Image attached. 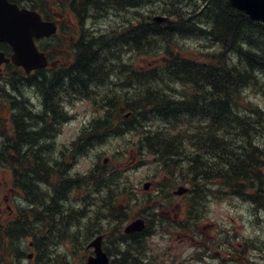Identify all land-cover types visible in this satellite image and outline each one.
I'll return each mask as SVG.
<instances>
[{
    "label": "trees",
    "instance_id": "obj_1",
    "mask_svg": "<svg viewBox=\"0 0 264 264\" xmlns=\"http://www.w3.org/2000/svg\"><path fill=\"white\" fill-rule=\"evenodd\" d=\"M11 1L18 5H28L36 11L39 10L38 5H35V0ZM74 1V9L77 18L79 21H85L84 19L87 17L88 13L100 10L98 8L103 3L107 2L105 5L108 4L107 8L110 10L114 9V5L119 6L124 2L130 4L132 1L136 0ZM139 1H141V5H152L149 8V12L152 9V12H154V10L159 13L165 12V15H169L171 12L177 13L182 5L185 4L184 0ZM187 8L189 11L187 14H183V17L186 20L188 19L187 21L189 24L185 32L179 34L178 37H174L175 34L168 32H159L163 30L162 28L164 27L174 25L170 22H166L164 25H138L132 29L141 27L140 29L146 32L143 33V36L138 33L131 37L129 33H125L120 35L118 40H114V38L111 37L97 36L96 38L93 37L90 32L85 31L81 38L74 44L72 53L74 61L71 66L58 70L59 73L52 74L50 77H45L44 74H42L44 71L49 73L50 70L48 69L38 72L39 74L41 73L39 78L41 82L38 81L37 87L38 92H40L42 96V103L44 104L43 112H45L44 115L52 116L51 118L47 116L44 123L46 124V128H53L54 125L60 123V121H65L66 117L62 114H60L61 116L59 115V110L61 112L62 108L59 102L65 101L72 104L76 99H91L98 108L100 116L89 121L78 135V139L75 143L81 155L88 154L92 148L97 149V147H101L109 142L108 140L110 139L119 138L123 140L127 134H134L138 137L137 148L139 150V155L140 153L150 154L155 158L169 159L172 158L171 156L184 157L185 155H190L189 153H192V155L202 154V156H205L204 158L196 159L202 161V164L193 167V170H197L195 175H193L194 182H200V184L202 183V185L206 186L208 183L212 182V180H216L222 183L223 186H225L224 188L227 187L226 190H228L230 196L235 195L237 198L248 200L254 207H264V107L253 103L248 94L252 93L260 97L264 106V65H261L264 62L257 61L256 63L252 60L251 63L248 64L244 54L245 51L249 52V48H253L252 50L259 49V53L262 54L264 58V26L261 23L259 24L251 21L242 12L234 10L227 0H190L188 1ZM101 9H103V7ZM203 21H205V23ZM190 23L192 25H190ZM199 23H202V25L204 24L206 27L208 25L205 24L210 23L212 33L207 32L203 37L211 41L210 44L213 46L214 50H209L213 49L212 46L204 45L207 49L198 50L197 53L191 52L189 57H185L183 48H181L179 43L184 41L183 38H190L195 28H199ZM202 25L200 24V26ZM225 34L232 35L235 44L244 39L243 41H245L247 45L242 44L239 45V47H234L233 43L229 41L221 44L217 37ZM196 36L197 35L193 36V38L195 39ZM159 38L165 40V42L161 45L158 44L157 47L156 39ZM249 40H252V44H250ZM219 44L220 46H218ZM248 44L250 45L248 46ZM43 48H45V46H43ZM3 49L7 50L5 47ZM125 49L131 50L132 52L134 51L139 55L153 54L154 57L162 55L163 59L159 62V65L155 66L153 69L135 71L130 69L129 65H125L122 62L121 64L119 63V53H124ZM118 50L119 52L113 53ZM108 65H111L110 70H107V67H109ZM112 66L116 67L114 72H110L113 69ZM92 68L101 70L102 75L97 79L87 82L85 86L83 85V81L78 84L74 82V84L71 85L72 77L87 78V76H90L88 71ZM78 72L79 74H77ZM109 72L110 74L119 73L123 77L126 76L128 82L133 81L130 88L123 86L124 84L122 85L128 88L129 93L123 92L124 88L120 91L108 88L109 78H105V76ZM122 72H126L127 74L125 75ZM11 74L12 76L15 75L13 73ZM103 78L107 81H104ZM135 84H137V86L132 87ZM162 84H166V86L161 87ZM101 88H106L108 93L104 95L99 93V89ZM92 90L97 92L99 98H90L94 93ZM174 93L180 95V99L173 97L172 95ZM164 94L165 97L163 96ZM19 105L20 110H23V106L21 104ZM49 107H53L51 108L52 110H47ZM125 111L130 113L128 118L122 115ZM248 111L251 115L247 113ZM252 114H254L255 117ZM206 122L208 124L205 130H203L202 125ZM176 128L177 131L175 134H170L171 130ZM184 133H187L185 136L186 138L183 137ZM191 133H195L191 136L192 138L189 137ZM39 134L40 133L31 134L32 137L29 138L31 140L29 147L31 145L37 146L33 143L45 139ZM172 141L176 142L178 146H175L174 149H170V152H168V145H172ZM20 142L21 140L15 146L11 143V146L4 145L1 147L0 144V148H3L5 152V159H0V166L10 169L12 175L14 165L16 164L15 161L19 160L21 157V155L18 157L17 154L19 148L21 145H25ZM204 143H206V145ZM43 145L44 147L50 146L48 144ZM143 149L147 150L144 151ZM12 150H16L14 153L15 157L12 156ZM207 153L209 156L206 158L205 154ZM29 154H31V158H33L31 160V167L28 168L30 164L28 160L24 159L23 162L19 161V176H17V180H19V184L23 186V190L26 194L28 191L22 182L24 180L25 182L29 181V183L34 182L33 176L35 174H33V172L37 170L38 164V162H36V154H34L33 151ZM52 155H54L53 151L48 147L46 159H48L47 164H49L45 165V182L49 179V185H51L54 190H56L57 187H59L57 185L61 183L60 188H66L67 194L70 191L76 190L72 185V181H77L78 187H80V185L84 187H93L92 190L97 192L93 203L95 215L94 212H92L94 217L92 216L91 218V220L94 219V224L92 227L86 228L87 237L91 238L95 233H98L99 227L102 229L104 228V232L107 233L106 242H110L112 238H115L117 242L114 243V245L111 244L110 250L113 252H107L113 258L117 255L118 259L115 262L113 260V264H134V260L131 259L134 245L136 244L139 249L138 252L142 254L141 249L144 248L143 238L146 236L144 233H140L135 236L129 235L126 237L122 233L123 229L121 228L123 224L130 218L129 206L123 203V201H120V198H123L125 195L123 177H121L115 169L113 170L96 163L88 174L72 180L69 176L67 177L68 173L66 170L69 164H66L64 161L62 162V160L54 161L53 157L50 158ZM73 156H71L70 159H72ZM15 158L17 159L15 160ZM195 162L196 161H193L192 165H195ZM51 163L52 165L54 164L53 167ZM53 169H56V171ZM23 173L25 174V178L21 180ZM54 175H56V183L52 184L51 177ZM196 175H198V177ZM58 176H60L59 181H57ZM103 185L107 187V191L104 195L99 193ZM12 186H14V175L12 178ZM47 194L48 192H46V196ZM245 194L246 196H244ZM206 196L207 194L202 190L200 193H197V195H191V199L187 202L188 211L198 212L202 210V200H204ZM165 197L166 196H164V198L160 197V202L165 203ZM258 197L261 200L260 202L256 200ZM53 198L54 197L49 200H53ZM64 213H58V218L52 219L47 214L44 216V212L40 211L39 216H43L42 220L44 222L42 223V220L40 221L39 218H37L38 225L34 228L36 224L33 225L25 220L31 218L30 216H22V218H20L16 212V216L9 223L3 225L2 228L0 227V234L2 235L0 236V250L3 248L2 244L6 245L2 251L10 252L20 249V241H24L26 237L34 238L35 242L42 238L44 239L43 241L52 240L53 236L58 234L55 233L52 235L50 224L52 220H56L58 222L57 225L60 227L66 220ZM103 219H105V221L101 224V220ZM66 222V224L70 222L72 224V221L69 222L67 220ZM105 223L108 224L109 228ZM26 226L29 228L27 229L28 231L25 229L20 231ZM73 228L74 225L71 226L69 233L65 232L66 229L64 231V236L68 240L72 239V241L75 240L78 234V232L71 231ZM38 241L34 244L40 249ZM54 241L56 242L55 244H57V242H62V239L59 237ZM85 241L86 240H84V242Z\"/></svg>",
    "mask_w": 264,
    "mask_h": 264
},
{
    "label": "rangeland",
    "instance_id": "obj_2",
    "mask_svg": "<svg viewBox=\"0 0 264 264\" xmlns=\"http://www.w3.org/2000/svg\"><path fill=\"white\" fill-rule=\"evenodd\" d=\"M69 1L70 0H48L49 4L52 7L51 10H53V13L57 14L55 16V20H57L59 26H61V24H64L71 30L74 29L73 31H67V33H69L70 36L72 37H78L79 32H77L74 18L70 16L68 9L65 6ZM57 3H59L60 5L59 7L56 6ZM61 4L64 5L62 10L60 9ZM151 6L143 7V12L141 13L138 12L137 14H134L133 11H131L130 17L132 16L131 19H134L133 23L137 24L138 21L146 22L147 19H144V17L148 15L149 13L148 10ZM116 10L120 11L119 14L116 12ZM109 12L110 13L106 14V16L101 21L96 19V21L91 20V21H87L88 23L86 22V25H89V27L87 26V28L92 29V26L95 27L97 34L91 33L94 37H97V35L99 34V31H98L99 28L101 29L106 28L112 23V21H114L115 15H117L116 16L117 19L119 16L122 17L123 20L127 18L126 15L123 12H121L120 7L118 9H114ZM92 14L93 13H91V15ZM126 25H124V28H127ZM91 32L94 33V31H91ZM120 32L122 31L120 30ZM100 34H105V33H100ZM62 36L63 34L59 38L57 37L56 40H60ZM67 40L70 41V39H67ZM67 40H65L64 44L63 43L61 44L62 49H56V50L52 49V53H56L57 55L63 56L62 59H58L59 61L58 66H63L66 64L67 61H69L68 58L70 56L67 54H71V51L69 49L70 45L68 44ZM50 41H53V40H50ZM192 41H195V40L191 39V40H184L180 42V46L184 48L186 51H188V53L184 54L185 57H189L191 52L197 53L198 50H203L204 44L211 45V44H208L207 42L206 43L202 42L198 44V42L195 41L194 43ZM117 52L118 51H115L113 53H117ZM119 54L121 55V53ZM134 55L135 53H129L127 57H128V60L133 59L131 62L132 63L131 68H133L135 65L136 70H139V71H143L145 70V68L153 69L155 66L159 65V61L161 58V55L156 56V57L152 56L151 54L149 55L137 54L135 56ZM107 68H106L107 70H110L111 65ZM112 68L113 69L110 72L112 71L114 72V70H116V67L112 66ZM110 72L106 74L105 78H109ZM122 73L125 75L127 74L126 72H122ZM104 81H107V80L104 79ZM108 81H109L107 85L108 88L116 89L117 91H120L121 89L124 88L123 92L125 93H129L128 88H130V86L133 84V81L128 82V79H126V76L123 77L119 73L113 74V76L110 77ZM122 84L126 85L128 88L123 87ZM134 86H137V84L133 85L132 87ZM162 86H166V84H162L161 87ZM99 93L104 95L108 93V90L106 88H101L99 89ZM248 94L250 95L251 101L261 105L262 99L260 97L252 93H248ZM95 96L98 97V94H95ZM0 97H1V94H0ZM3 104L4 102L0 99V114L1 115H3L5 111V109L1 108ZM65 110L67 112V115L72 117V120L71 121L69 120L64 125V127L61 126L60 134L59 136L55 138V140H51V139L49 140V141H52V143L50 142L49 145L52 148L50 150L53 151L54 155L57 152L56 150H54V144L56 143L58 149H61V150L64 148L70 147L72 141L75 139L76 134H78L79 129H81L83 125L87 124L94 117V115L97 114L98 108L95 109L94 106H92L89 102L87 103L85 101H77L76 104L72 106V108H65ZM125 113H128V112L125 111L122 115H124ZM4 121L5 120H3L2 122ZM44 134H43V137L45 138L44 140H47L48 136L50 135V132H48L45 135ZM39 135H42V134L40 133ZM125 140L127 141L130 140V142L134 141V143L131 145V148L133 149L137 148V140H138L137 135H134V138H131L130 136H128V138H125ZM120 146H122V140L113 139L111 143L107 142L106 144H104V146L97 147V149H94L88 152V154H86L84 157H78L73 166L72 173L78 174V175L85 173L88 169L91 168V165L93 163L98 161L96 156L99 153L104 152L106 154L104 156H108L110 158L111 160L110 165L112 166V168L115 167V169H118L119 171H121L124 175V179L125 180L127 179L130 182L131 187H135L138 192L141 191L142 183L145 181H149L151 179L154 181V183L159 182L158 178H161V177L157 176V179L148 178V174L150 172L148 166L140 164L137 167L138 169L136 170V168H134V166L132 165V163L135 162L134 156L136 155L133 154L131 148H128L127 151L121 155L120 154L121 150L119 151L117 150V148H119ZM125 154H127L128 157L130 156V158L133 159L131 163L128 162V158L124 159L123 156ZM104 156H102V158H104ZM102 158L100 159L101 160L100 163L102 162ZM146 159L149 160L152 158L149 156V157H146ZM37 161L38 163L44 164L48 162V159H46V156H44V154H41L40 158H37ZM110 162H108L107 164H109ZM149 163L150 161L148 162V164ZM158 173L163 174V170L161 172L158 171ZM9 180H10V175L8 171L0 170V222L2 223L10 219L11 216L15 214L13 213L11 214V216L7 215V210H5L6 206H9V205L10 206L12 205L13 207L17 206L15 194L10 192ZM45 183L49 184V179H47ZM92 188L93 187L91 186L84 187V189L87 190V193H90L92 191ZM73 194L76 195L77 191L74 190ZM214 195L218 196L216 193ZM215 196H211V199L209 201L210 203L207 209L208 213L198 223V230L200 229L201 233L193 234L192 231H187L186 234H182V233L179 234L176 232L174 234L176 237L175 236L171 237V236H168L170 235L168 233H157L155 231L150 238H148L147 240H144L143 250H145L147 254L156 255L157 261L159 262L164 261L166 262L165 264H173V263L174 264H201V262L194 261L192 258V255L194 254L193 253L194 246L197 247L196 244L202 239L210 240L211 238H213L212 236H214V233H216L219 229L223 228L226 230V232L228 231L230 233V236H232L233 238L234 237L238 238V239L234 238L232 240L233 244L236 243V241H239L237 245H244L245 242L243 239H246V238L249 239L250 241H253V240H256L258 237H260L264 241V235H263L264 234V227H263L264 217L262 218L260 217L261 221L258 218L254 219V217H251L253 213L255 215H258V214L257 212H254L253 208H251L246 202L243 203L242 201H240L241 202L240 203L239 200H237L236 198H233V197L230 198L228 196L223 197L221 200H217ZM7 198L9 199L8 204L6 202ZM92 200L93 198L89 200V203L92 204ZM183 204L184 203H181V200H176L173 206L174 210H176L179 213L180 216L179 215L178 216L180 218L183 217V215L181 214ZM72 207L74 208V206ZM91 210L94 212L95 208H91L87 214L81 217V220L79 222L77 220H75V222L72 221L71 226L74 225V228L71 231L78 232L75 240L74 241H72V239L68 240L64 235L60 234L62 242H59V243L57 242L55 246H53L52 248L50 247V253L48 254V257H43L42 255H40L39 250L34 248L31 238L25 240L23 247L20 242V247H19L20 252L17 253V255L20 256L21 264H82L83 260L86 257V254L84 253L85 249L83 251V246L85 245L84 240L88 241L90 239V237H87L86 228H90L94 224V219L91 220V218L89 217ZM94 215H95V212H94ZM92 216L93 214H91V217ZM66 221L67 220L64 221V224L66 223ZM211 223H215V226L212 229L211 227H209ZM204 227H207V228L203 229ZM100 230L103 231L102 228ZM184 236H192L195 239L191 240L190 238H186V239L181 238ZM248 247L253 248L250 246V244H248ZM1 251L2 249L0 250V264H1V260H5L7 264H12V261H13L12 258L14 257L13 256L14 253H8L5 251L4 256H2ZM33 251H36L34 255L35 258L34 257L28 258L27 256L28 253H31ZM38 253L40 256L38 255ZM25 255L27 256L28 260L25 259L26 257ZM64 255L66 257H64ZM252 258L256 259L254 264H264V261H262L261 259H257L256 257H253V256ZM131 259H134L133 254L131 255ZM209 263H211L210 260L208 262L204 261L202 264H209Z\"/></svg>",
    "mask_w": 264,
    "mask_h": 264
},
{
    "label": "bare ground",
    "instance_id": "obj_3",
    "mask_svg": "<svg viewBox=\"0 0 264 264\" xmlns=\"http://www.w3.org/2000/svg\"><path fill=\"white\" fill-rule=\"evenodd\" d=\"M110 1V0H109ZM164 1H166V0H164ZM188 1H190V0H184V2H185V4L184 5H182V7H181V9L180 10H178L177 11V13L176 12H174V13H170L169 15L168 14H164V13H162V14H164V17H166V19H167V21L168 22H170V23H173L174 25H171V26H167V27H164V28H162L163 30H161V31H159V32H168V33H171V34H175V36L174 37H178L179 36V34H182V33H184L185 32V30L187 29L186 27L188 26V24H189V22L183 17V14H187L188 13V8H187V6H188ZM199 1V0H198ZM201 1V0H200ZM141 1H139V0H136V1H132V3H130V4H126L125 2L124 3H121V7H122V12L123 13H131V11H133V13L134 14H137L138 12L139 13H141V12H143V7H145L144 5H141V3H140ZM157 2H159V1H157ZM197 2V1H196ZM107 3V2H106ZM106 3H103L98 9H100V10H98V11H96L95 12V15H94V17H93V20H95L96 21V19H98V20H102L105 16H106V14H107V11H108V8H107V5H105ZM161 3V2H160ZM198 3V2H197ZM163 4V3H162ZM190 4V3H189ZM86 5H88V4H86ZM111 5V4H110ZM114 5V4H113ZM158 5H160V4H158ZM199 5V4H198ZM90 6V5H89ZM115 6V5H114ZM163 6V5H162ZM85 7V6H84ZM93 7V6H92ZM103 7V9H101ZM132 7V8H131ZM191 7V6H190ZM90 8V7H89ZM200 8H201V6H200ZM199 8V9H200ZM192 9V8H191ZM90 10V9H89ZM194 10V9H193ZM192 10V11H193ZM201 10V9H200ZM91 11H93V10H91ZM90 11V12H91ZM87 12V11H86ZM146 12V11H145ZM161 12V11H160ZM209 12V11H208ZM94 13V12H93ZM166 13H168V12H166ZM85 14V13H84ZM149 14V13H148ZM206 14V13H205ZM93 15V14H92ZM197 16V15H196ZM85 17V16H84ZM198 17V16H197ZM199 18V17H198ZM201 18V17H200ZM203 18V17H202ZM84 19V18H83ZM194 19V18H193ZM197 19V18H196ZM85 20V19H84ZM118 20H123L122 19V17H118ZM192 20V19H191ZM195 20V19H194ZM81 21H83V20H81ZM136 22V21H135ZM196 22V21H195ZM204 23H205V21H203ZM211 22V21H210ZM213 22H214V20H213ZM88 23V22H87ZM106 23V22H105ZM104 23V24H105ZM107 23H108V21H107ZM200 24L202 25V23H199V25H198V27L199 28H195V31L192 33V35H190L191 37L190 38H183V40H191V39H193V40H195L196 42H198V44L199 43H202V42H204V43H206L207 41H208V44H210V42L211 41H209L208 39H205L204 37H203V35L204 34H206L207 32H209V33H212V28H211V26H210V23H208V24H205V25H208L207 27L206 26H204V24L202 25V26H200ZM256 24V23H255ZM124 25H126V24H124ZM190 25H192L191 23H190ZM89 27V25H86V27ZM145 27V26H144ZM209 27V28H208ZM258 27V26H257ZM141 28V27H140ZM140 28H136V29H132V31H130L129 32V36H131V37H133L135 34H138V33H140V34H142V36H143V33L145 32V31H143L142 29H140ZM253 28V27H252ZM158 29V28H157ZM252 30V29H251ZM253 30H254V28H253ZM250 32V31H249ZM146 33V32H145ZM257 34V33H256ZM263 34V33H262ZM261 34V35H262ZM195 35H197L196 36V38L194 39L193 38V36H195ZM162 36V35H161ZM122 37V36H121ZM137 37V36H136ZM135 37V38H136ZM149 37V36H148ZM208 38V37H207ZM213 38V37H212ZM218 38V41L221 43V44H224V43H226V41H229V42H231V43H233V45H234V47L235 46H237V47H239V45H242V44H246L247 45V43L245 42V41H243L244 39H242V41H239L237 44H235V40H234V37H232V35H230V34H225V35H220V36H218L217 37ZM250 38V37H249ZM126 39V38H125ZM142 39V38H141ZM175 39V38H174ZM248 39V38H247ZM107 41V40H106ZM106 41H104V42H106ZM137 41H138V39H137ZM156 41H157V43H156V46L158 45V44H163L164 42H165V40H163V39H161V38H159V39H156ZM195 41H192V42H194L195 43ZM250 41V44H252V40H249ZM187 42V41H186ZM245 42V43H244ZM255 42V41H254ZM127 43V42H126ZM125 43V44H126ZM135 43H137V42H135ZM216 43V42H215ZM180 44V43H179ZM197 44V45H198ZM250 44H248V46L250 45ZM137 45H140V44H137ZM193 45V44H192ZM204 45H207V44H204ZM231 45V44H230ZM195 46V45H194ZM211 46V45H210ZM218 46H220V44L218 45ZM147 47V46H146ZM158 47V46H157ZM236 47V48H237ZM244 47H245V45H244ZM205 48V47H204ZM211 48V47H210ZM212 48H213V46H212ZM193 49V48H192ZM205 49H207V48H205ZM214 49V48H213ZM253 49V48H252ZM252 49H250L249 48V52H251V53H249V52H247V51H245L244 52V54H245V59H246V61H248V64H250L251 63V61L253 60V61H255L256 63H257V61H259V62H264V58H263V56H262V54H260L259 52V49H254V50H252ZM209 50H211V49H209ZM218 52V51H217ZM220 52V51H219ZM228 52H229V50H228ZM230 53V52H229ZM228 53V54H229ZM235 53V52H234ZM238 54V53H237ZM92 56V55H91ZM236 58H237V56H236ZM227 61H229V60H227ZM226 61V62H227ZM245 63V62H244ZM236 64V63H235ZM259 65V64H258ZM261 65H264V63H262ZM256 66V65H255ZM258 68V67H257ZM263 69V68H262ZM261 70V69H260ZM241 71V70H240ZM254 71V70H253ZM89 73H90V76H87V78L86 77H81V78H77V76H75V77H72L71 78V85L72 84H74V82H75V84L77 83H80V82H82L83 81V85L85 86V85H87V82H90L91 80H93V79H97V78H99V76H101L102 75V71L101 70H97V69H94V68H92V69H89V71H88ZM230 72V71H229ZM231 73H233V72H231ZM244 73V72H243ZM257 73V72H256ZM77 74H79V72L77 73ZM221 74H224V73H221ZM259 74V73H258ZM262 74V73H261ZM260 74V75H261ZM250 75H251V73H250ZM259 75V76H260ZM264 77V76H263ZM121 79V78H120ZM135 79V78H134ZM133 79V80H134ZM262 79V78H261ZM123 80V79H122ZM250 80V79H249ZM46 81V80H45ZM49 82V81H48ZM47 82V83H48ZM46 84V83H45ZM16 85V87L18 86V84H15ZM145 86V85H144ZM19 87V86H18ZM125 87H127L126 85H125ZM71 88V87H70ZM79 89V88H78ZM235 94V93H234ZM164 97H165V94L163 95ZM235 96H236V94H235ZM213 97H214V95H213ZM222 98H223V96H222ZM209 100H211V99H209ZM208 100V101H209ZM228 100V99H227ZM234 100H236V99H234ZM233 100V101H234ZM239 100V99H238ZM12 101H13V103H14V105L16 104L17 105V107H18V104H17V97H15V95H13V97H12ZM237 101V100H236ZM232 102V101H231ZM20 104V103H19ZM59 104H61V102H59ZM22 105V104H21ZM255 105V104H254ZM230 106V105H229ZM16 107V106H15ZM16 107V108H17ZM30 107V106H29ZM31 107H32V105H31ZM55 107V106H54ZM82 107V106H81ZM210 107V106H209ZM252 107V106H251ZM51 108H53V107H49V108H47V110H52ZM256 108V107H255ZM15 109V108H14ZM32 109V108H31ZM213 109V108H212ZM219 109V108H218ZM58 110V109H57ZM103 110V109H102ZM210 110V109H209ZM19 111V110H18ZM54 111V110H53ZM258 111V110H257ZM26 111L24 110V108H23V115H25L24 117H19L20 119V121H21V123H22V127H23V131H22V133H21V137H20V139H21V142H22V144L24 143L25 145L23 146V145H21L20 146V148H19V151H18V157H20V155H21V157H20V159H19V161L20 162H23L24 161V159H25V155H27V154H29V153H32V151H33V153L34 154H36V156H37V158H40V155L41 154H44V156H46L47 155V150H46V148L45 147H43L42 148V145L43 144H50V142L51 141H49L50 139H51V137L54 135V133H55V127H53V128H46L47 130H48V132H50V135L48 136V138H47V140H41V141H39L38 143H37V146H33V145H31L30 147H29V144H30V139L29 138H31L32 137V133H41L42 131H43V129L46 127L44 124H42L41 123V121L40 120H38V119H36L35 118V115H34V113H33V111H31L30 113H25ZM214 112V111H213ZM45 113V112H44ZM48 113H49V111H48ZM247 113H249V111L247 112ZM240 114H241V112H240ZM250 114V113H249ZM260 114V113H259ZM251 115V114H250ZM253 116H254V114H252ZM255 117V116H254ZM43 119V118H42ZM206 119V118H205ZM246 119V118H245ZM248 119H250V118H248ZM59 121V120H58ZM248 121V120H247ZM50 122H51V120H50ZM227 122V121H226ZM17 123V122H16ZM15 123V124H16ZM56 124V123H55ZM208 124V123H207ZM224 124V123H223ZM227 124V123H226ZM264 124V123H263ZM238 125V124H237ZM19 126V125H18ZM242 128V127H241ZM18 129V128H17ZM193 129V128H192ZM260 129V128H259ZM20 130V129H19ZM38 131V132H37ZM187 132V131H186ZM218 132H220V131H218ZM241 132V131H240ZM188 133V132H187ZM196 133V132H195ZM195 133H191V134H195ZM203 133V132H202ZM20 134V133H19ZM189 134V133H188ZM231 134V133H230ZM235 136V135H234ZM19 137V136H18ZM239 137H240V135H239ZM241 137H242V135H241ZM184 138H186V137H184ZM192 138V137H191ZM262 138H263V136H262ZM261 138V139H262ZM205 139V138H204ZM237 139V138H236ZM184 140V139H183ZM187 140V139H186ZM191 140V139H190ZM239 140V139H238ZM237 140V141H238ZM229 141V140H228ZM20 142V143H21ZM208 142V141H207ZM216 142V141H215ZM260 142V141H259ZM172 143L174 144H169L168 145V149H167V151L168 152H170V149L172 150V149H174L175 148V146H178L177 145V143L176 142H174V141H172ZM185 143V142H184ZM238 144V143H237ZM162 145V144H161ZM183 145V144H182ZM174 146V147H173ZM144 151H146L147 149H143ZM185 150V149H184ZM16 151V150H15ZM180 151V150H179ZM202 151V150H201ZM110 153V152H109ZM244 153V152H243ZM73 151H67V152H65V151H62L60 154H59V157H60V159L61 160H63L66 164L69 162V160H70V158H71V156H73ZM181 154V153H180ZM184 154V153H183ZM242 154V153H241ZM169 155V154H168ZM207 155H208V153H207ZM13 156V155H12ZM54 155H52L51 157H53ZM209 156V155H208ZM211 156V155H210ZM172 157V156H171ZM179 157V156H178ZM262 157V156H261ZM36 158V159H37ZM0 159H5V152H4V149L3 148H0ZM36 161V160H35ZM52 161V160H51ZM50 161V162H51ZM79 161V160H78ZM36 162H38V161H36ZM209 162V161H208ZM218 162V161H217ZM57 163V162H56ZM79 163V162H78ZM77 163V164H78ZM222 163V162H221ZM47 163H38L37 164V170H35L34 172H33V174H35L34 176H33V181L34 182H30L29 183V181H26L25 182V180H24V178H25V174L23 173V175H22V177H21V180H24L22 183L25 185V187L27 188V191H28V193L26 194V199L24 200V201H22V203L21 202H18L17 203V201H16V210H17V212H18V217H20V218H22V216H30L31 218H27V219H25L26 221H29L31 224H33V225H35V227L34 228H36V226L38 225L37 224V218H39V220L41 221L42 220V217L43 216H39V212L41 211V212H44V216H45V214H47L50 218H52V219H57L58 218V213H64L65 214V216H66V220H68L69 222L70 221H73V222H75V220H77L78 222L81 220V217L82 216H84L85 214H87L88 212H89V210L91 209V208H93V203H94V201H95V195H96V191L94 190H92L90 193H87V190L86 189H84V186H82V185H80V187H78V184H77V181H72V180H69V181H72V185L74 186V189H76L77 191H79V192H77V194L75 195V194H73V192L72 191H70L68 194L66 193V191H67V189L66 188H60V187H57V189L56 190H54V189H52V186L51 185H49V184H47V183H45V176H46V173H45V165H46ZM49 164V163H48ZM47 164V165H48ZM200 164H202V161H200V160H196V162H195V165H193L192 167H194V166H197V165H200ZM41 165V166H40ZM54 165V164H53ZM53 165H52V163H51V166L53 167ZM225 165V164H224ZM253 165V164H252ZM186 167L188 168V167H191V165H188V164H186ZM257 168V167H256ZM138 168L136 167V170H137ZM215 169V168H214ZM219 169H220V167H219ZM260 169V168H259ZM262 169V168H261ZM51 171V170H50ZM162 171V170H161ZM196 171L197 170H193V169H190V173H192L193 175H195V173H196ZM164 173V172H163ZM121 176V175H120ZM197 177H198V175H196ZM196 176H194V177H196ZM250 176V175H249ZM112 177V176H111ZM201 177V176H200ZM120 179V178H119ZM122 179V178H121ZM177 179L178 180H180V181H184V176L183 175H181V174H179L178 176H177ZM193 179V178H192ZM220 179H222V178H220ZM113 180V179H112ZM198 180V179H197ZM210 180V179H209ZM208 180V181H209ZM253 180V179H252ZM216 181V180H215ZM240 181V180H239ZM245 181V180H244ZM254 181V180H253ZM112 182V181H111ZM115 182H117V181H115ZM204 182V181H203ZM222 182H223V180H222ZM100 183V182H99ZM114 183V182H113ZM206 183V182H205ZM202 184V183H201ZM204 184V183H203ZM120 186V185H119ZM249 186V185H248ZM256 186V185H255ZM33 187V188H32ZM121 187V186H120ZM225 187V186H224ZM227 188V187H226ZM225 188V189H226ZM240 188V187H239ZM248 189V188H247ZM70 190H73V189H70ZM43 192V194H42V192ZM52 191V192H51ZM107 191V187H105V185H103V188H101L100 189V191H99V193L100 194H102V195H104V193ZM246 191V190H245ZM46 192H48V194H47V196H46ZM233 196V195H232ZM235 196V195H234ZM237 196V195H236ZM243 196V195H242ZM244 196H246V194L244 195ZM243 196V197H244ZM49 197V198H48ZM52 197H54L53 198V200H49L50 198H52ZM41 200H40V199ZM93 198V200H92V204L91 203H89V200L90 199H92ZM48 199V200H47ZM203 199V198H202ZM248 199V198H247ZM243 200V199H242ZM233 202V201H232ZM232 202H230V203H232ZM239 202H240V200H239ZM243 202V201H242ZM210 203V202H209ZM241 203V202H240ZM244 203V202H243ZM237 205V204H236ZM72 206H74V208L72 207ZM233 206V205H232ZM228 208H230V207H228ZM38 209H39V211H38ZM230 210V209H229ZM92 213V210L90 211V214ZM105 221V219H103V220H101V224H103V222ZM44 221L42 220V223H43ZM67 223V222H66ZM64 224V222H63V224H61V226L59 227L57 224H58V222L56 221V220H52V222H51V224H50V231H51V233H53V235L55 234V233H57L58 235L59 234H61V235H64L65 234V232L66 233H69L70 232V228H71V222L70 223H68V224ZM157 224V221L156 220H154V221H152V223L151 224H149L146 228H147V231H150V230H152V228L155 226ZM256 224V223H255ZM262 224V223H261ZM260 225V224H259ZM70 226V227H69ZM67 227H69V228H67ZM255 227V226H254ZM264 227V226H263ZM27 230V229H29L27 226L26 227H24V228H22L20 231H22V230ZM66 229V231L64 232V230ZM248 230V229H247ZM28 231V230H27ZM256 232H258V231H256ZM49 233V232H48ZM254 233H255V231H254ZM262 233V232H261ZM261 233H260V235H261ZM259 234V233H258ZM46 235V234H45ZM58 235H54L53 236V238H52V240H47V241H43L44 239L42 238V239H40L39 241H38V244H39V247H40V255H42L43 257H48V254L50 253V247L52 248L53 246H55L56 244V242L54 241L56 238H59L60 237V235L58 236ZM264 235V234H263ZM19 236H21V235H19ZM258 236V235H257ZM47 237V236H46ZM252 237V236H251ZM37 239V238H36ZM39 239V238H38ZM64 257H66L65 255H64ZM117 259H118V257H117V255H115V257L113 258V260H114V262L115 261H117ZM112 264H113V261H112Z\"/></svg>",
    "mask_w": 264,
    "mask_h": 264
},
{
    "label": "water",
    "instance_id": "obj_4",
    "mask_svg": "<svg viewBox=\"0 0 264 264\" xmlns=\"http://www.w3.org/2000/svg\"><path fill=\"white\" fill-rule=\"evenodd\" d=\"M234 9L246 13L252 21L264 24V0H228ZM164 21V19H156ZM55 32L53 23H44L39 15L29 10H18L8 0H0V42L8 43L13 49L11 56L15 66H20L26 73L40 69L47 64L42 53H38L33 40L49 37ZM7 61L0 54V63ZM184 191L179 189L178 194ZM142 221H135L125 228V232H137L143 228ZM89 247L94 248L95 258H89L86 264H108L107 256L101 251L100 237L94 239Z\"/></svg>",
    "mask_w": 264,
    "mask_h": 264
},
{
    "label": "flooded vegetation",
    "instance_id": "obj_5",
    "mask_svg": "<svg viewBox=\"0 0 264 264\" xmlns=\"http://www.w3.org/2000/svg\"><path fill=\"white\" fill-rule=\"evenodd\" d=\"M15 84H18V88H19V92L21 91V89H23L21 92L22 93H19V94H21V97H24V94L25 93H27V90H29L30 89V91H32L33 90V88H32V83H29L28 85H24V84H20V83H15ZM30 87V88H29ZM15 97H17V95H15ZM33 98L35 99V102H36V106L35 105H33V104H30V107L28 106V105H23L22 104V106H23V108H24V110L27 112V113H30L31 111H33V113H34V115H35V118L36 119H38V120H40L41 121V123L42 124H44V117H43V115H41V112H42V110H43V107H44V104L42 103V102H40L39 101V97H38V95L36 94V95H34L33 96ZM19 98H17V100H18ZM20 100V99H19ZM6 101H7V95H6ZM18 104V107H17V105L15 104L14 105V103H13V101L12 100H10V102H8V103H6V104H4L5 105V108H6V111L8 112V110H9V116H10V121H12V126H14L15 125V128H16V138L17 139H19V141L21 140L20 139V137H21V133H22V131H23V127H22V123L20 122V116L21 117H24L25 115H23L24 113H23V110H20V105H19V103H17ZM31 105H32V107H31ZM17 108H16V107ZM15 108V109H14ZM32 108V109H31ZM12 110H13V112L15 113V114H13V112H12ZM19 110V111H18ZM25 112V113H26ZM7 118H8V113H7ZM7 118H5V120H7ZM43 118V119H42ZM17 122V123H16ZM16 123V124H15ZM19 125V126H18ZM13 128V127H12ZM18 128V129H17ZM20 129V130H19ZM13 131H14V128H13ZM38 132V131H37ZM46 132V127L43 129V131L41 132V136H43V134ZM20 133V134H19ZM19 136V137H18ZM39 141H36V142H34L33 144H36L37 145V143H38Z\"/></svg>",
    "mask_w": 264,
    "mask_h": 264
}]
</instances>
